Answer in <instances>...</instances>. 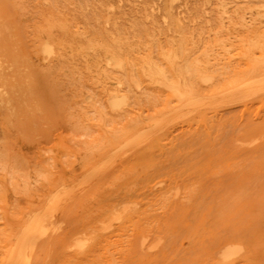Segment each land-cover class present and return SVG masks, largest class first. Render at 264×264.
<instances>
[{
	"label": "rangeland",
	"instance_id": "obj_1",
	"mask_svg": "<svg viewBox=\"0 0 264 264\" xmlns=\"http://www.w3.org/2000/svg\"><path fill=\"white\" fill-rule=\"evenodd\" d=\"M39 1L0 0V251L9 244L1 237L18 210L33 204L55 180L64 177L58 183L67 185L77 176L74 180L79 184L88 169L99 167L97 178L103 175L96 180V196L85 199L68 217L71 226L96 213L117 217L110 229L100 230L102 247L95 253L96 261L88 264H264V92L243 99L218 90L216 94L217 88L221 90L235 78L264 69V0H105L107 5L103 0ZM56 18L60 20L54 22ZM47 24L48 28L43 27ZM123 36L127 42L117 39ZM45 41L55 45L56 53L45 56L40 51ZM149 48L151 65L146 54ZM109 50H118L114 54L121 55L124 67L105 62ZM89 60L93 63L88 64ZM153 64L154 69L161 67L162 80L150 73L154 76L150 84L147 74ZM128 72L131 80L136 77L135 82L127 78ZM200 73L211 76L210 81L204 83ZM164 75L171 85L184 80L179 87L193 86L201 95L209 93L210 99L215 91L220 102L213 98L214 105L210 102L193 109L184 103L185 107H179L173 88L164 82L163 89L160 83ZM155 77L160 79L158 84ZM109 92L127 93V100L132 101L113 108L107 100ZM135 117L143 119L138 122ZM151 117L159 120L149 123ZM145 129L150 130L149 136ZM106 136L113 137L114 143ZM127 139L136 140L128 145ZM106 157L113 165L106 166L111 163ZM63 221L58 222L59 230L51 225L56 235L51 232L43 241L48 242L39 244L33 264L65 263L54 252H60L54 239L65 231ZM226 241L232 242L230 249L239 247L227 261L218 251Z\"/></svg>",
	"mask_w": 264,
	"mask_h": 264
},
{
	"label": "bare ground",
	"instance_id": "obj_2",
	"mask_svg": "<svg viewBox=\"0 0 264 264\" xmlns=\"http://www.w3.org/2000/svg\"><path fill=\"white\" fill-rule=\"evenodd\" d=\"M39 1V0H38ZM53 1V0H52ZM101 1V0H100ZM99 1V2H100ZM104 2H106L105 0H103ZM102 1V2H103ZM108 1V0H107ZM159 1V0H158ZM162 1V0H161ZM54 2V1H53ZM74 3L76 2V1H73ZM91 1H89V3H90ZM39 3H40V1H39ZM56 3V2H55ZM54 3V4H55ZM53 4V5H54ZM86 4H88L87 2H86ZM92 4V3H91ZM94 4H96V1H95V3ZM99 4H101V2L99 3ZM105 4V3H104ZM109 4H111V3H108V6H110ZM55 5H57V4H55ZM54 5V6H55ZM90 5V4H89ZM106 5H107V2H106ZM5 6V5H4ZM86 6H88V5H86ZM92 6H94V5H92ZM98 6V5H97ZM97 6H95V7H97ZM100 6V5H99ZM102 6L103 5H101V9H102ZM53 7V6H52ZM89 7V6H88ZM94 7V8H95ZM87 8V7H86ZM92 8V7H91ZM93 8V9H94ZM103 8H104V6H103ZM108 8V7H107ZM106 8V9H107ZM97 9H99L98 7H97ZM105 8L103 9V10H106ZM226 9V8H225ZM91 11H92V9H90ZM96 10V9H95ZM103 10H100V13H101V11H103ZM108 10V9H107ZM50 12H51V10H50ZM53 12L54 11H52V16L53 15H55V14H53ZM96 12H98V11H96ZM105 12V11H104ZM107 12V11H106ZM145 13H147V11H144ZM94 13H95V11H94ZM99 13V12H98ZM109 13V12H108ZM260 13H262V12H260ZM48 14H49V12H48ZM259 14V13H258ZM263 14V13H262ZM50 15V14H49ZM92 15H94V14H92ZM98 15V14H97ZM105 15V18H106V14H104ZM264 15V14H263ZM25 16V15H24ZM51 16V17H52ZM54 17V16H53ZM93 17V16H92ZM99 17H101V16H99ZM146 17V16H145ZM144 17V18H145ZM46 18V17H45ZM104 18V17H103ZM50 19L51 18H49V19H45L46 21L47 20H49L50 21ZM53 19V18H52ZM57 19L58 18H56V20H54V22H58L60 19H58V21H57ZM94 19H95V17H94ZM113 19V18H112ZM102 20H105V19H102ZM101 20V21H102ZM114 20V19H113ZM113 20H112V22H113ZM52 21V20H51ZM97 21V20H96ZM106 21V20H105ZM48 22V21H47ZM46 22V23H47ZM53 22V23H54ZM61 22V21H60ZM107 22H108V20H107ZM116 22V21H115ZM50 23V22H49ZM52 23V22H51ZM99 23H100V20H99ZM143 24V23H142ZM141 24V25H142ZM53 25V24H52ZM134 25V24H133ZM48 26V24L46 25V26H43V27H47ZM51 26V25H50ZM134 27V26H133ZM48 28V27H47ZM118 28V29H117ZM121 28V27H120ZM119 27H116V29L118 30L117 32H121V31H119V29H120ZM145 28H147L146 26H145ZM50 29H51V27H50ZM60 29V28H59ZM114 29V28H113ZM123 29V28H122ZM134 29V28H133ZM141 29V28H140ZM148 30V29H147ZM150 30H152V29H150ZM149 30V31H150ZM78 31V30H77ZM77 31H75V32H73L74 34L77 32ZM123 31V30H122ZM135 31V30H134ZM154 31V30H153ZM41 32V31H40ZM86 32H88L87 34H89V31H87L86 30ZM108 32H110V31H108ZM78 33V32H77ZM76 33V34H77ZM104 33H107V32H104ZM115 33V32H114ZM113 33V34H114ZM79 34V33H78ZM109 33H107V35H108ZM120 34V33H119ZM121 34H123L122 32H121ZM120 34V35H121ZM135 34V33H134ZM80 35V34H79ZM84 35V34H83ZM86 35V34H85ZM84 35V36H85ZM90 35V34H89ZM88 35V36H89ZM135 35H137V33L135 34ZM109 36V35H108ZM122 36V35H121ZM75 37V36H74ZM86 37H87V35H86ZM113 37V36H112ZM111 37V38H112ZM120 37V36H119ZM119 37L117 38L118 40H121V39H123L124 38V36L122 37V38H120L119 39ZM125 37H127V35H125ZM260 37V36H259ZM259 37H258V39H259ZM41 38H43V37H41ZM57 38V37H56ZM60 38H62V36L60 37ZM88 39H90L89 37H87ZM87 38H84V39H86L87 40ZM109 38V37H108ZM107 38V39H108ZM110 38V39H111ZM114 38V37H113ZM115 38H116V36H115ZM76 39V38H75ZM78 39H79V37H78ZM110 39L108 40V41H110ZM62 40V39H61ZM79 40H82V39H79ZM79 40H77V41H79ZM86 40H84L85 42L83 43V44H85L87 41ZM113 39H111V41H112ZM124 40H126L125 38H124ZM58 41V40H57ZM56 41V42H57ZM76 41V42H77ZM89 41V40H88ZM91 41V40H90ZM115 41H117V40H114V43H115ZM122 41V40H121ZM120 41V42H121ZM56 42H54V43H56ZM92 42H94V41H92ZM96 42V41H95ZM101 42V41H100ZM120 42L119 41H117L116 43H118V44H120ZM126 42H127V40H126ZM252 42V41H251ZM44 44H43V46H42V50H41V48H40V51H43V53L45 54V56H51L56 50H55V48H54V46L52 45V43L51 42H49V41H45V42H43ZM58 43H59V45H60V42L58 41ZM62 43V42H61ZM66 43V42H65ZM78 43H80V45H81V42H78ZM91 43V42H90ZM89 42H88V44H90ZM108 42H106V44H107ZM112 43V42H111ZM110 43V44H111ZM125 43V42H124ZM255 43V42H254ZM253 43V44H254ZM259 43V42H258ZM63 44V43H62ZM61 44V48L59 49V50H61L62 49V46L64 45H62ZM70 44V45H69ZM82 44V45H83ZM87 44V43H86ZM129 44V43H128ZM170 44V43H169ZM260 44V43H259ZM263 44V43H262ZM65 45H68V46H72L71 45V43H67V44H65ZM77 44H75V46H76ZM79 45V44H78ZM102 45V44H101ZM101 45H99V43H98V46H101ZM107 45H109V44H107ZM117 45V44H116ZM131 45V44H130ZM173 45V44H172ZM74 46V47H75ZM85 46V45H84ZM91 46L93 47L94 45L93 44H91ZM95 46H96V44H95ZM95 46H94V48H95ZM105 47H107L106 45H104ZM104 46H102V48L104 47ZM111 46V45H110ZM110 46L107 48V49H110ZM133 46V45H132ZM166 46V45H165ZM251 46H252V44H251ZM41 47V46H40ZM66 47V46H65ZM64 47V48H65ZM83 47V46H82ZM82 47L80 46V48L82 49ZM90 47V46H89ZM97 47V46H96ZM119 47V46H118ZM117 47V48H118ZM128 47H129V45H128ZM171 47H174V46H171ZM254 47H256V46H254ZM57 48V47H56ZM63 48V49H64ZM69 48V47H68ZM84 48V47H83ZM101 48V47H100ZM114 48H116V47H114ZM113 48V49H114ZM245 48V47H244ZM248 48H249V46H248ZM253 48V47H252ZM77 49V48H76ZM89 49H91V48H89ZM88 49V50H89ZM104 49V48H103ZM107 49H105V51L107 50ZM112 49V48H111ZM119 50H121L120 48H118ZM172 49H174V48H172ZM171 49V50H172ZM263 50H264V48H262ZM58 50V49H57ZM72 50H74V48L72 49ZM92 50V49H91ZM94 51L96 50V49H93ZM116 50V49H115ZM114 50V51H115ZM131 50V49H130ZM147 50H150V48L149 49H147ZM206 50V49H205ZM249 50V49H248ZM252 50V49H251ZM70 51V50H69ZM76 51V50H75ZM78 51V50H77ZM104 51V52H105ZM112 50H109L107 53H105L104 55H106L105 57H106V61L105 62H108L109 64H112V65H114V66H122L123 65V62H122V60L120 59V57L119 56H121L120 54H119V58L116 56V55H118V54H116L117 52H118V50H117V52L115 53V52H111ZM123 51V50H122ZM132 51V50H131ZM60 52V51H59ZM86 52V51H85ZM145 52V51H144ZM148 53L149 52H151V54H148V53H146L147 54V60H148V58H150V57H148V55L150 56V55H152V53H153V51L152 50H150V51H147ZM175 52V51H174ZM207 52V54H208V51H205V53ZM260 52H261V49H260ZM56 53V52H55ZM116 55H115V54ZM124 54H125V51L123 52ZM131 53V52H130ZM133 53V52H132ZM131 53V54H132ZM135 53V52H134ZM137 53V52H136ZM202 53H204V51L202 52ZM204 53V54H205ZM262 53V52H261ZM261 53H260V55H261ZM264 53V52H263ZM262 53V54H263ZM82 54V53H81ZM143 54V53H142ZM141 53H140V55H142ZM174 54V53H173ZM136 55V54H135ZM134 55V56H135ZM163 55V54H162ZM210 55V54H209ZM39 56V55H38ZM144 56V55H143ZM174 56V55H173ZM203 56H205V55H203ZM245 56V55H244ZM105 57H102V58H105ZM126 57V56H125ZM129 56H127V58H128ZM138 57H141V56H138ZM145 57V56H144ZM177 57V56H176ZM207 57V56H206ZM251 58H254L253 57V55H251L250 56ZM259 57V56H258ZM261 57H264V54H263V56H261ZM93 58V57H92ZM99 58H101V57H99ZM137 58V57H136ZM135 58V59H136ZM146 58V57H145ZM152 58V57H151ZM154 58V57H153ZM153 58L151 59V60H153ZM167 58V56L166 57H164V59H166ZM180 58V57H179ZM194 58H197V57H194ZM260 58V57H259ZM141 59V61L143 60L142 59V57L140 58ZM154 59H156V58H154ZM167 59H169V57L167 58ZM181 59V58H180ZM204 59H206V58H204ZM91 60V59H90ZM89 60V62H87L88 64H90L92 61H90ZM101 60V59H100ZM127 60H129V58L127 59ZM138 61H139V59H137ZM137 60H136V62H137ZM145 60V59H144ZM144 60H143V62H144ZM175 61H176V59H174ZM179 60V59H178ZM195 60V59H194ZM203 60V59H202ZM207 60H208V58H207ZM210 60V59H209ZM250 60V59H249ZM254 60V62H256L255 61V58L253 59ZM253 60H251V62L253 61ZM261 60V59H260ZM259 60V61H260ZM88 61V60H87ZM135 61V60H134ZM150 60H148V62H149ZM164 61V60H163ZM165 61H170V60H165ZM181 61V60H180ZM179 61V63H181ZM199 61V60H198ZM264 61V60H263ZM97 62V61H96ZM104 62V61H103ZM135 62V63H136ZM140 62V61H139ZM138 62V63H139ZM143 62H140L141 63V65H142V63ZM147 62V63H148ZM158 62V61H157ZM172 64H173V66H174V62H173V59H172ZM178 62V61H177ZM197 62V61H196ZM199 62H202V61H199ZM250 62V61H249ZM250 62V63H251ZM261 62H262V60H261ZM261 62H258V63H256V64H258V65H260V63ZM93 63V62H92ZM98 63H100V62H98ZM128 63V61H126V64ZM130 63V62H129ZM150 63V62H149ZM192 63V62H191ZM190 63V64H191ZM204 63V62H203ZM264 62H262V64H263ZM97 64V63H96ZM101 64H103L102 62H101ZM132 65H130V69L132 68V66L133 67H135V65H133L134 63L132 62L131 63ZM137 64V63H136ZM144 64H146V63H144ZM143 64V65H144ZM152 64V62L150 63V65ZM167 64H168V62H167ZM170 64V63H169ZM187 64H189V63H187ZM197 64H198V62H197ZM207 65H208V61H207V63H206ZM209 64H210V62H209ZM256 64L254 63V65L256 66ZM85 65H86V63H85ZM95 65V64H94ZM93 65V66H94ZM100 65V64H99ZM98 65V66H99ZM107 65V64H106ZM138 66H139V64H137ZM136 65V66H137ZM141 65H140V67H138L139 69L140 68H143V67H141ZM147 66H148V64H146ZM149 65V72H148V78L150 77L149 76V74L151 73V74H153V75H157V76H159L160 77V75L162 74L161 72H159V70H158V67H160V66H156L157 67V69L155 68L154 69V67H155V65L152 67V66H150ZM158 65H159V63H158ZM161 65V64H160ZM176 65V64H175ZM196 65V64H195ZM90 65H88V66H86V67H89ZM97 66V65H96ZM97 66V67H98ZM102 66V65H101ZM111 66V65H110ZM126 66V65H125ZM171 66V65H170ZM169 66V67H170ZM190 65H188L187 67H189ZM194 66V65H193ZM231 66V65H230ZM85 67V68H86ZM91 67V66H90ZM89 67V68H90ZM95 67V66H94ZM103 67V66H102ZM122 67H124V66H122ZM126 67H128V66H126ZM125 67V68H126ZM163 67V66H162ZM175 67V66H174ZM173 67V68H174ZM196 67H197V65H196ZM199 67V66H198ZM252 67V66H251ZM264 67V66H263ZM96 68V67H95ZM104 69V68H101V67H98V69ZM161 68V67H160ZM190 68V67H189ZM193 68V67H192ZM105 69H107V67L105 66ZM123 69V68H122ZM129 68H127V70H130ZM134 68H132V70H133ZM136 69V68H135ZM144 69V68H143ZM143 69H141V70H143ZM181 69V68H180ZM253 69V68H252ZM257 69H258V67H257ZM90 70H91V68H90ZM93 70H94V68H93ZM96 70V69H95ZM100 70V71H101ZM108 70V69H107ZM132 70L131 71H129V72H132ZM137 70V69H136ZM146 70V69H145ZM145 70H143V72L145 71ZM163 70V69H162ZM171 70V69H170ZM175 70H176V68H175ZM174 70V71H175ZM256 70V69H255ZM15 71V70H14ZM109 71V70H108ZM161 71V70H160ZM165 71V70H164ZM253 71V70H252ZM97 72V71H96ZM99 72V71H98ZM97 72V73H98ZM103 72H104V70H103ZM110 72V71H109ZM129 72L127 73V78L129 77ZM137 72V71H136ZM146 72V71H145ZM163 72V71H162ZM105 73V72H104ZM106 73H107V71H106ZM111 73V72H110ZM110 73H108L109 74V77H110ZM164 73V72H163ZM165 73H166V71H165ZM164 73V74H165ZM173 73V75H174V72H172ZM247 73H251V71H248ZM256 74H251L250 76L249 75H247V76H243L242 77V75H241V77L242 78H240V79H238V78H235V80L234 81H231V83L229 82V84H227V85H225L223 88H221V90H219L220 88H217L216 86H215V88H217L216 89V94H217V92L219 91V92H225L224 94H227V95H230L232 98H241V99H243L242 97H246V96H248L249 97V95H253V94H257V93H261V92H264V69H262V68H260L259 69V71H258V73L257 72H255ZM103 74V73H102ZM112 74V73H111ZM133 74H134V70H133ZM143 74H145V73H143ZM201 74V73H200ZM199 74V75H200ZM101 75V74H100ZM105 75L106 76H108L107 74H103V76L105 77ZM131 75V74H130ZM141 75V74H140ZM147 75H145L146 76V78H147ZM152 75V77L154 78V76ZM167 75V74H166ZM177 75V74H176ZM175 75V76H176ZM209 75H211V74H209ZM135 76V75H134ZM174 76V77H175ZM178 76H180V75H178ZM100 77V76H99ZM101 77H102V75H101ZM103 77V78H104ZM139 77V76H138ZM152 77H150L149 79H150V81H149V79L148 80H146V82L147 81H149L148 83H150V82H152ZM161 77H162V75H161ZM161 77H160V79H161ZM163 77H165V75L163 76ZM200 77H202V79H203V82L204 83H207V81L209 80L210 81V79H211V76H205V75H200ZM236 77H238V76H236ZM103 78H101V79H103ZM106 78V77H105ZM119 79H120V77H118ZM122 78V77H121ZM130 78H133V76H130ZM130 78H128V79H130ZM135 78V81H136V77H134ZM141 78H143V77H141ZM156 78V82H157V84H158V82L159 81H157V80H160V79H157L158 77H155ZM213 78V77H212ZM107 79V78H106ZM165 79V80H164ZM168 79H169V77H168ZM236 79H238V80H236ZM131 80V79H130ZM133 81H134V79H132ZM131 80V81H132ZM162 80V79H161ZM169 80H171V79H169ZM213 80V79H212ZM110 81V80H109ZM134 81V82H135ZM137 81H141L140 80V78L137 80ZM172 81V80H171ZM179 81H180V78H179ZM184 81V80H183ZM183 81L180 83V84H182L183 83ZM206 81V82H205ZM124 82V81H123ZM122 82V83H123ZM127 82V81H126ZM145 82V83H146ZM165 82V84H167L168 86H170L171 88H173V91H174V94H177L178 95V97H179V100H178V103H179V101H180V103H181V105H178V103L177 102H175L179 107H182V106H184L185 107V105H184V103L187 105V107L188 106H190V107H194V108H198L199 106H201V105H204V104H206V103H210V102H212V99L213 98H215L214 97V95L213 94H215V91H212L213 92V94H212V96H210V97H212L211 99L209 98V96H208V94L209 93H207L206 92V95L207 96H204V94H202L201 95V93H199L197 90H195L194 88H193V86L192 87H189V86H187V85H184L183 86V88L180 86H178L179 85V83L177 84V82H176V85L174 86V85H171L170 83L171 82H167L166 81V77L165 78H163V81L162 82H160V83H162V87H163V83ZM212 82V81H211ZM125 83V82H124ZM138 83V82H137ZM140 83V82H139ZM138 83V84H139ZM143 83H144V81H143ZM159 83V84H160ZM186 83H187V81H186ZM29 84V83H28ZM131 84V83H130ZM151 84V83H150ZM152 84H155V80H154V83H152ZM173 84H175V82L173 81ZM126 85H128V82H127V84L125 83V86ZM135 85V84H134ZM156 85V84H155ZM203 85V84H202ZM140 86H142V84L140 83ZM140 86L138 87V85L136 84L135 85V87L137 88H140ZM152 86V85H151ZM201 86V85H200ZM205 86V85H204ZM115 87V86H114ZM116 87H118V86H116ZM115 87V88H116ZM122 87V86H121ZM121 87H119V88H121ZM128 88H129V86H127ZM160 87V86H159ZM212 87H213V85H212ZM221 87V86H220ZM106 88V87H105ZM109 88V87H108ZM112 88V87H111ZM161 88V87H160ZM165 87H163V89H164ZM210 88V87H209ZM208 88V89H209ZM110 89V88H109ZM106 90V89H105ZM105 90H104V92H105ZM128 90V89H127ZM130 90V89H129ZM133 90V89H132ZM135 90V89H134ZM218 90V91H217ZM124 91H126V90H124ZM170 91V90H169ZM13 92H15V91H13ZM127 92V91H126ZM128 92H130V91H128ZM165 92H167V91H165ZM120 93V92H119ZM121 93H123V90L121 89ZM170 93H171V91H170ZM169 93V94H170ZM204 93V92H203ZM108 95L110 94V92L109 93H107ZM106 94V95H107ZM127 94V93H126ZM125 94V95H126ZM129 94V93H128ZM133 94V93H132ZM224 94H220L219 96H221V95H223V99H222V101L224 100ZM108 95L106 96V98L108 97ZM125 95H119V94H110V96H109V98L107 99L109 102L108 103H110V105L111 106H113V108L115 107H118L119 108V106L121 107V106H123L124 104L126 105V102L128 101L127 100V98H126V96ZM176 95V96H177ZM210 95H211V92H210ZM129 96H132V95H129ZM229 96V97H230ZM259 97V95H254V97ZM261 96V95H260ZM134 97V96H133ZM209 98V99H207V98ZM227 97V96H226ZM229 97H227V98H229ZM257 97V98H258ZM262 97V96H261ZM39 98V97H38ZM105 97H103V99H104ZM105 98V99H106ZM129 98V101L131 100L130 99V97H128ZM221 97H219V99H220ZM226 98V99H227ZM104 99V100H105ZM133 100H134V98H133ZM174 100V99H173ZM221 100V99H220ZM229 100H231V98L229 99ZM236 100V99H235ZM246 100V98L244 99V101ZM128 101V103H130ZM132 101V100H131ZM170 101H171V99H170ZM175 101V100H174ZM213 101H217V102H220V101H218V99H216L215 98V100L213 99ZM242 101V100H241ZM173 102V101H172ZM217 102H215V103H217ZM224 102V101H223ZM236 102V101H235ZM105 103H106V101H105ZM128 103H127V105H128ZM174 103V104H175ZM214 102H212V104H213ZM222 103V102H221ZM107 104V103H106ZM165 105H166V103H164ZM173 104V105H174ZM175 104V105H176ZM183 104V105H182ZM131 105V104H130ZM176 105V106H177ZM214 105V104H213ZM110 106V107H111ZM172 106V105H171ZM171 106H169V108L171 107ZM175 106V107H176ZM204 106H208L207 104L206 105H204ZM168 107V106H167ZM166 107V108H167ZM186 107V108H187ZM192 107V108H193ZM109 108V107H108ZM112 108V109H113ZM122 108V107H121ZM126 108V107H125ZM172 108V107H171ZM170 108V109H171ZM183 108V107H182ZM193 108V109H194ZM127 109H128V107H127ZM156 109V108H155ZM164 109V108H163ZM175 109H177V108H175ZM191 109V108H190ZM190 109H187V111L188 110H190ZM195 109V110H196ZM99 110V109H98ZM100 110H102V109H100ZM99 110V111H100ZM123 110V109H122ZM161 110V109H160ZM167 109H165L164 111H166ZM173 110H174V108H173ZM172 110V111H173ZM177 110H180V109H177ZM155 111V110H154ZM156 111H158V110H156ZM163 111V112H164ZM168 111H170V110H168ZM186 111V112H187ZM190 111H192V109L190 110ZM161 112H162V110H161ZM174 112H176V111H174ZM181 112V113H180ZM179 113L180 114H182V113H184V111H180ZM100 113H102L103 114V112H100ZM158 114H161L160 113V111H158L157 112ZM165 113V112H164ZM172 113V112H171ZM157 114V115H158ZM163 114V113H162ZM185 114V113H184ZM179 115V114H178ZM183 115V114H182ZM150 116H152V115H150ZM155 116V115H154ZM160 116H164V114L163 115H160ZM170 116V115H169ZM177 115H175V117H176ZM186 116V115H185ZM157 117V116H156ZM159 117V116H158ZM157 117V118H158ZM166 117V116H165ZM168 117V116H167ZM179 117V116H178ZM141 118V117H140ZM154 118V117H153ZM153 118L151 117L150 119L149 118H146V120L147 119H149V123H150V121L152 122L153 121ZM160 118V117H159ZM174 118V117H173ZM177 118V117H176ZM183 118V117H182ZM135 119H137V120H135V121H138V120H141V119H143V117L141 118V119H138V118H136L135 117ZM152 119V120H151ZM166 119L167 118H165V120L164 121H166ZM170 119V118H169ZM171 119H172V115H171ZM170 119V120H171ZM186 119V118H185ZM185 119H183V120H185ZM145 120V121H146ZM155 120H159V119H156L155 118ZM153 121V122H156V121ZM160 120H162V119H160ZM169 120V121H170ZM133 121V120H132ZM132 121L130 120V123H132ZM163 121V122H164ZM139 122V121H138ZM148 122V121H147ZM162 121H160L159 123H161ZM129 123V122H128ZM129 123V124H130ZM143 123H146V122H143ZM141 124H142V122H141ZM132 126H131V128L133 127V125H134V123L133 124H131ZM137 125V126H136ZM164 125V124H163ZM134 126H136L135 128L138 130L139 129V127H138V124H137V122L135 123V125ZM139 126L141 127V125H140V123H139ZM142 126H144V124L142 125ZM149 126V125H148ZM147 126V127H148ZM152 125H150V127H151ZM161 126V125H160ZM166 126V125H165ZM130 126H128V128H129ZM155 127V126H154ZM168 127V126H167ZM108 128V127H107ZM127 128V129H128ZM131 128H130V131H131ZM146 128V127H145ZM162 128V127H161ZM124 129H126V128H124ZM126 129V130H127ZM135 129V130H136ZM142 129V128H141ZM152 129V128H151ZM155 129V128H154ZM153 129V130H154ZM157 129V128H156ZM129 130V129H128ZM128 130H127V132H128ZM135 130H134V127H133V131L132 132H135ZM146 130V129H145ZM147 131H148V133L150 132V130H146L145 131V135H147V136H149L148 134H147ZM156 130H154V132H155ZM159 131V130H158ZM119 133V132H118ZM118 133H116V135H117V137H118ZM125 133H126V131H125ZM131 133V132H130ZM120 134V133H119ZM142 134H144V133H142L141 132V135ZM154 134V133H153ZM115 135V136H116ZM124 135V134H123ZM122 135V136H123ZM130 135H132V134H130ZM129 135V136H130ZM134 135V134H133ZM129 136L127 137V138H129ZM143 136V135H142ZM107 137V136H106ZM105 137V138H106ZM110 137V136H109ZM126 137V136H125ZM132 137V136H131ZM151 137V136H150ZM108 138V137H107ZM111 138H113V137H111ZM111 138H108L109 140L111 139ZM115 138V137H114ZM119 138H121L120 136H119ZM143 138H144V136H143ZM149 138V137H148ZM147 138V139H148ZM117 139V138H116ZM122 139H125L126 140V138H122ZM140 139H142V137L140 138L139 137V139H134V140H131V141H129L130 139H127L128 140V145H129V143L131 142H135V140L136 141H138V140H140ZM118 140V139H117ZM125 140H124V142H125ZM111 141H113V139H111ZM116 141V140H115ZM144 141H146V140H144ZM112 143V142H111ZM113 143H114V141H113ZM116 143V142H115ZM118 143V142H117ZM130 143V144H131ZM127 144V143H126ZM124 145H125V143H124ZM112 146V145H111ZM119 146V145H118ZM123 146V145H122ZM138 146V145H137ZM124 147V146H123ZM132 148V147H131ZM130 148V149H131ZM111 149V148H110ZM116 149V148H115ZM119 149V148H118ZM118 149H117V151H118ZM124 149V148H123ZM114 150V149H113ZM122 151V150H121ZM120 150H119V152H121ZM106 152H108V151H106ZM106 152H104V154L106 153ZM116 152V151H115ZM118 152V153H119ZM110 153H111V151H110ZM107 154V153H106ZM117 154V153H116ZM102 155H103V153H102ZM102 157V156H101ZM111 157H113V156H111ZM115 157H116V155L114 156V159L112 158V161L114 162V160H115ZM107 158V157H106ZM101 159V158H100ZM110 160V158L108 157L107 158V160ZM105 160V159H104ZM111 161V160H110ZM111 161V163H108V165H106V164H103V166L104 165H106L107 167H109V165L111 166V164L113 165V162ZM99 162H101V161H99ZM102 162H103V160H102ZM101 164V163H100ZM100 164H99V166H100ZM89 165V164H88ZM91 166V165H90ZM98 165H96V166H94V167H97ZM102 166V165H101ZM102 166V167H103ZM93 167V166H92ZM106 167V168H107ZM87 168H88V166H87ZM99 168V167H98ZM97 168V170H99ZM105 167H103V170H104V172H105V170L106 169H104ZM100 169H101V167H100ZM83 170H84V168H83ZM85 170H86V168H85ZM96 170V168H92V169H88V171L85 173V175L84 176H82L83 177V181H81L79 184H77V183H75V178L77 177H75V175L74 176H72V178L73 177H75L74 179H71V183H69V184H67V185H64V184H61V183H58V180H60V181H64V180H61V178L63 179L64 177H61V178H57L58 180H55L56 181V183L55 182H53V184H50L49 186H47V188L45 189V190H43L40 194H39V197L38 198H36L33 202V204H30V205H26L25 207H23V208H21L20 210H18L17 211V213H16V215H15V218H14V221L12 222V223H10V225L5 229L6 231H5V233H3V236L1 237V238H3V239H5V240H7L8 241V246H6L3 250H1L0 251V264H33L32 263V260H33V256H34V254H35V252H36V250H37V248H38V246H39V244L42 242V244L44 243L43 241H44V238H49L50 237V233L52 232V233H55V235H56V232L55 231H57V230H55L56 228L58 229L59 227H60V225L59 224H62V223H60V222H62L63 220L65 221H63L64 222V224H66V227L65 228H63V226H62V228L63 229H65V231L62 233V235H60V236H58V237H56L55 236V239H54V241L56 242L57 241V243H59L58 244V247H59V245H60V247H59V251L60 252H57V251H55L54 250V252L55 253H57L56 255H58V253H60L61 254V256H62V258L64 259V261H65V263L64 264H88V262H90V261H92V260H95L96 261V259H95V256H96V252H97V250L99 249V248H101L102 247V241H103V238H101L100 236H101V232L102 231H100V230H107V229H110V227H112L111 225H112V220H114V219H117V217L115 218H111V217H108V215H106V212L104 213V214H102V213H96V214H92L91 216H89L88 218H84V219H79L78 220V222L76 223V224H74V225H72L71 226V222H70V220H68V217L70 216V214H72L73 212H75L76 210H77V208H79V207H81V206H83L84 204H85V199H88L90 196H96V189H97V184H98V181L96 182V180H98V178L101 176V175H103V174H101L98 178H97V172H99V171H97ZM65 171V170H64ZM101 172V171H100ZM104 172H102V173H104ZM64 173V172H63ZM83 173V172H82ZM64 176V175H63ZM97 178V179H96ZM81 179V178H80ZM59 181V182H60ZM69 181V180H68ZM67 180H66V182H68ZM78 181V180H77ZM55 183V184H54ZM11 194V193H10ZM94 197H92L91 199H93ZM129 202V201H128ZM119 205V204H118ZM117 205V206H118ZM131 208V207H130ZM133 208H134V206H133ZM124 209H125V207H124ZM116 210H117V208H116ZM115 210V211H116ZM128 210H130V209H128ZM79 211V210H78ZM119 211V210H118ZM65 212V213H64ZM63 214H65V216L63 215ZM115 214V213H114ZM122 214V213H121ZM120 214V215H121ZM110 216V215H109ZM116 216V215H115ZM117 216H119V215H117ZM13 218V217H12ZM83 218V217H82ZM121 219V218H120ZM116 221V220H115ZM8 222H10V221H8L7 220V223ZM57 222V223H56ZM58 222H59V224H58ZM99 222H101V225H99ZM54 223H56V224H54ZM9 224V223H8ZM56 225L55 227L53 226V225ZM51 225L55 228H52L51 227ZM57 225H58V227H57ZM65 226V225H64ZM61 229V228H60ZM59 230V229H58ZM62 230V229H61ZM60 230V231H61ZM54 231V232H53ZM100 232V233H99ZM58 234H59V231H58ZM98 236L100 237V239H98ZM54 237V236H53ZM52 237V238H53ZM94 238V242L93 243H91V244H89L90 242H89V240L90 239H93ZM48 240L49 239H47V242H48ZM53 241V242H54ZM46 241H45V243H47ZM51 242L52 241H50L49 243H50V246H51ZM92 242V241H91ZM230 242V241H229ZM228 241H226V242H224L223 244H221V246L218 248V251H221V253H222V255H223V257L224 258H226V261L227 260H230L231 258V255H233L234 253H236V249L237 248H239V247H236L235 246V249L234 248H231L230 249V246L232 245L231 243L232 242H230L229 243ZM44 243V244H45ZM4 244V243H3ZM228 244L230 245L229 247H228ZM238 244V243H237ZM260 244V243H259ZM54 245V244H53ZM52 245V246H53ZM3 246V245H2ZM45 246V245H44ZM48 246H49V244H48ZM51 246V247H52ZM225 246H227V247H225ZM233 247V246H232ZM53 248H54V246H53ZM53 248H51V249H53ZM74 249V250H72L73 252H71L70 250L71 249ZM223 248H225L224 250H223ZM49 249V248H48ZM47 249V250H48ZM70 249V250H69ZM233 249V250H232ZM240 249H242V248H240ZM239 249V252L241 251ZM46 250V251H47ZM132 250V249H131ZM49 251V250H48ZM108 251V250H107ZM242 252V251H241ZM42 253V252H41ZM48 253V252H47ZM51 254L53 253V252H50ZM55 253H53V255L55 254ZM60 254H59V256H60ZM52 255V258L54 257ZM235 255V254H234ZM48 256H50V254H48ZM230 256V257H229ZM236 256V255H235ZM222 257V256H221ZM227 257H229L230 259H227ZM41 258V257H40ZM46 258V257H45ZM57 258V257H56ZM234 258V257H233ZM47 259V258H46ZM46 259H45V261H46ZM55 259V257L53 258V260ZM222 259V258H221ZM52 259H51V261H53ZM48 261V260H47ZM50 261V260H49ZM56 262H57V259L55 260ZM46 263V262H45ZM52 263V262H51ZM50 263V264H51ZM224 263H227V262H225L224 261ZM242 263V262H241ZM53 264V263H52ZM54 264H56V263H54Z\"/></svg>",
	"mask_w": 264,
	"mask_h": 264
}]
</instances>
